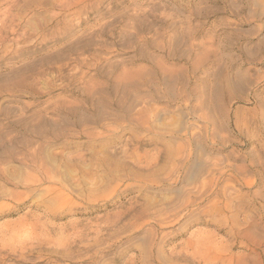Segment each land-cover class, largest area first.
<instances>
[{
  "label": "rangeland",
  "instance_id": "1",
  "mask_svg": "<svg viewBox=\"0 0 264 264\" xmlns=\"http://www.w3.org/2000/svg\"><path fill=\"white\" fill-rule=\"evenodd\" d=\"M0 264H264V0H0Z\"/></svg>",
  "mask_w": 264,
  "mask_h": 264
},
{
  "label": "bare ground",
  "instance_id": "2",
  "mask_svg": "<svg viewBox=\"0 0 264 264\" xmlns=\"http://www.w3.org/2000/svg\"><path fill=\"white\" fill-rule=\"evenodd\" d=\"M146 143V142H145ZM188 160V159H187Z\"/></svg>",
  "mask_w": 264,
  "mask_h": 264
}]
</instances>
